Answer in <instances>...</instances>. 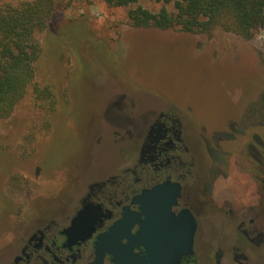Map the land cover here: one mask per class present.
Wrapping results in <instances>:
<instances>
[{
  "label": "rangeland",
  "instance_id": "1",
  "mask_svg": "<svg viewBox=\"0 0 264 264\" xmlns=\"http://www.w3.org/2000/svg\"><path fill=\"white\" fill-rule=\"evenodd\" d=\"M21 1L31 0H12ZM56 2L48 28L36 34L41 54L35 62V82L41 89L49 85L53 98L37 99L30 90L9 117L0 119L1 228L12 225L13 218L6 216L12 205L22 214L43 195L33 209L53 210L75 188L77 176L116 167L125 149L113 140L112 130L155 108H173L190 138H208L207 162L223 174L214 196L234 183L238 194L244 193L241 182L249 180L252 168L246 148L258 164L252 169L264 181V124L252 128L243 121L264 93V29L245 39L220 28L196 34L137 28L128 18L130 9L141 6L157 14L166 7L175 13L174 4ZM52 100L59 105L49 112ZM197 147L202 152L203 146ZM225 227L220 216L208 215L200 223L199 244L219 238ZM250 264H264V247Z\"/></svg>",
  "mask_w": 264,
  "mask_h": 264
},
{
  "label": "flooded vegetation",
  "instance_id": "2",
  "mask_svg": "<svg viewBox=\"0 0 264 264\" xmlns=\"http://www.w3.org/2000/svg\"><path fill=\"white\" fill-rule=\"evenodd\" d=\"M112 131L113 140L125 149L116 167L77 176L75 188L53 210L33 209L41 195L22 214L14 205L6 212L13 222L10 228L0 227L6 238L0 242V264L251 263L255 251L264 247V181L252 169L258 164L248 148L245 157L252 171L241 182L244 193L238 194L234 183L214 196L223 174L207 162L209 140L190 138L173 108L152 109ZM210 214L220 216L226 227L213 243L199 244L200 223ZM190 215L197 223L193 254L184 252L179 259L178 250H187L179 233L187 232Z\"/></svg>",
  "mask_w": 264,
  "mask_h": 264
},
{
  "label": "trees",
  "instance_id": "3",
  "mask_svg": "<svg viewBox=\"0 0 264 264\" xmlns=\"http://www.w3.org/2000/svg\"><path fill=\"white\" fill-rule=\"evenodd\" d=\"M111 7H129L139 0H104ZM173 3L175 13L163 7L157 14L141 6L130 9L128 18L137 28L179 29L188 33H211L223 29L251 39L264 29V0H156ZM56 0H31L14 4L0 0V119L9 117L32 90L37 99L53 98L52 88L36 84L35 62L41 54L36 34L45 31L57 8ZM50 101L49 112L57 108ZM244 124H264V93L244 115Z\"/></svg>",
  "mask_w": 264,
  "mask_h": 264
},
{
  "label": "water",
  "instance_id": "4",
  "mask_svg": "<svg viewBox=\"0 0 264 264\" xmlns=\"http://www.w3.org/2000/svg\"><path fill=\"white\" fill-rule=\"evenodd\" d=\"M189 219H190V222H189L187 232L186 233L183 232L182 234L179 233V235L181 236V240H179V242L180 243L181 242L186 243V245H187L186 251L183 250V248L178 250L179 251V255H178L179 259L184 252H187L188 254H193L194 236L196 233L197 223H196V221L192 215L189 216Z\"/></svg>",
  "mask_w": 264,
  "mask_h": 264
}]
</instances>
